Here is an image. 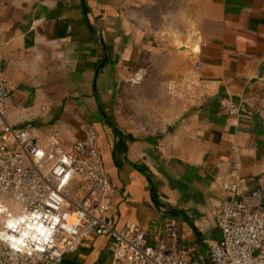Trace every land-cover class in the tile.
I'll return each instance as SVG.
<instances>
[{"label":"crops","instance_id":"1","mask_svg":"<svg viewBox=\"0 0 264 264\" xmlns=\"http://www.w3.org/2000/svg\"><path fill=\"white\" fill-rule=\"evenodd\" d=\"M157 9L177 41L194 26L191 63L213 82L200 102L175 98L158 131L125 126L116 111L122 77L153 49ZM0 55L9 92L0 135L8 123L69 145L94 127L117 229L131 221L153 243L176 220L185 245L218 242L214 212L235 163L249 189L264 190V0H0ZM111 259L110 239L93 236L62 264Z\"/></svg>","mask_w":264,"mask_h":264},{"label":"built area","instance_id":"2","mask_svg":"<svg viewBox=\"0 0 264 264\" xmlns=\"http://www.w3.org/2000/svg\"><path fill=\"white\" fill-rule=\"evenodd\" d=\"M195 63L169 81L167 93L200 102L213 82ZM9 92L0 55V117ZM239 116L232 102L223 104ZM5 122V121H4ZM94 127L69 145L56 136L44 145L27 129L4 123L0 135V264H62L93 236L110 239V264H200L194 254L206 247L210 264H264V190L249 189L239 163L222 181L224 200L214 212L221 240L185 245L183 225L170 220L150 242L136 223L117 229L108 216L113 192ZM235 152L238 150L233 148Z\"/></svg>","mask_w":264,"mask_h":264},{"label":"rangeland","instance_id":"3","mask_svg":"<svg viewBox=\"0 0 264 264\" xmlns=\"http://www.w3.org/2000/svg\"><path fill=\"white\" fill-rule=\"evenodd\" d=\"M158 13L157 9V23L160 20ZM173 26L160 23L156 25L153 49H150L137 67L124 74L120 81L116 93V111L125 126L134 125L158 131L171 122L167 111L169 108L174 109L173 101L176 99L167 93V85L176 76L192 68L194 64L191 63L190 51L195 43L193 25H188L189 31H184L185 39L182 41L176 40L177 33L169 31ZM195 257L198 262L205 260L206 247L202 246Z\"/></svg>","mask_w":264,"mask_h":264},{"label":"water","instance_id":"4","mask_svg":"<svg viewBox=\"0 0 264 264\" xmlns=\"http://www.w3.org/2000/svg\"><path fill=\"white\" fill-rule=\"evenodd\" d=\"M82 1H83V3H84V0H82ZM84 12H85V10H84ZM100 41L103 43V39H102V38H100ZM106 63H107V58H105V59L102 61V63L98 66L97 71H96V75H97V76H98L100 70L103 68V66H104ZM189 225H190V227L196 232V229L194 228V226H193L191 223H189Z\"/></svg>","mask_w":264,"mask_h":264}]
</instances>
